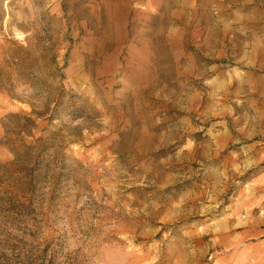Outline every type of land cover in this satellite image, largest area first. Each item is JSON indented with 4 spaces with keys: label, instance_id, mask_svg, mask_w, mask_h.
Wrapping results in <instances>:
<instances>
[{
    "label": "rangeland",
    "instance_id": "1",
    "mask_svg": "<svg viewBox=\"0 0 264 264\" xmlns=\"http://www.w3.org/2000/svg\"><path fill=\"white\" fill-rule=\"evenodd\" d=\"M264 0H0V264H264Z\"/></svg>",
    "mask_w": 264,
    "mask_h": 264
},
{
    "label": "crops",
    "instance_id": "2",
    "mask_svg": "<svg viewBox=\"0 0 264 264\" xmlns=\"http://www.w3.org/2000/svg\"><path fill=\"white\" fill-rule=\"evenodd\" d=\"M260 234H262V233H260ZM262 235H264V234H262Z\"/></svg>",
    "mask_w": 264,
    "mask_h": 264
}]
</instances>
